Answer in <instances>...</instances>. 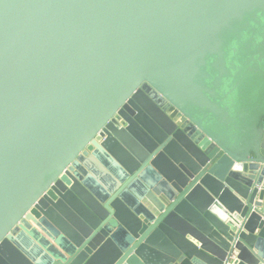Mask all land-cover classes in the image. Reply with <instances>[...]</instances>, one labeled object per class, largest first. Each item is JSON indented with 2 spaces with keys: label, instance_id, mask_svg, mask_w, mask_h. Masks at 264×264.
Returning a JSON list of instances; mask_svg holds the SVG:
<instances>
[{
  "label": "water",
  "instance_id": "1",
  "mask_svg": "<svg viewBox=\"0 0 264 264\" xmlns=\"http://www.w3.org/2000/svg\"><path fill=\"white\" fill-rule=\"evenodd\" d=\"M0 264H264V0H0Z\"/></svg>",
  "mask_w": 264,
  "mask_h": 264
}]
</instances>
